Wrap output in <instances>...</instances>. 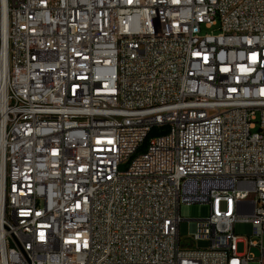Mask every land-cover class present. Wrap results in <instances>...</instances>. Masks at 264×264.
<instances>
[{"label": "built area", "instance_id": "obj_1", "mask_svg": "<svg viewBox=\"0 0 264 264\" xmlns=\"http://www.w3.org/2000/svg\"><path fill=\"white\" fill-rule=\"evenodd\" d=\"M0 264H264V0H0Z\"/></svg>", "mask_w": 264, "mask_h": 264}, {"label": "rangeland", "instance_id": "obj_2", "mask_svg": "<svg viewBox=\"0 0 264 264\" xmlns=\"http://www.w3.org/2000/svg\"><path fill=\"white\" fill-rule=\"evenodd\" d=\"M217 27H215L214 29H216ZM210 32V29H205L203 28V32ZM215 32H217V30H215ZM209 213V205L208 204H204V203H190V204H186L183 203L181 205V216L182 218H184V220H182L181 224H180V234L182 236H188L190 233V229H191V222L188 219H192V218H200V217H204L207 216ZM252 232V225L249 222H244V221H238L235 224V233L237 235H240L242 238H246L248 237ZM197 246L199 247H203L206 246L207 243L205 241H196L195 242ZM238 250L239 252H243L244 251V243L240 242L238 244ZM251 252L255 255L258 256L259 250L256 248H252Z\"/></svg>", "mask_w": 264, "mask_h": 264}, {"label": "trees", "instance_id": "obj_3", "mask_svg": "<svg viewBox=\"0 0 264 264\" xmlns=\"http://www.w3.org/2000/svg\"><path fill=\"white\" fill-rule=\"evenodd\" d=\"M158 132H157V129H154L152 132H151V134H150V136H153V135H155V134H157ZM145 144H144V146L142 147V149H144L145 148Z\"/></svg>", "mask_w": 264, "mask_h": 264}]
</instances>
